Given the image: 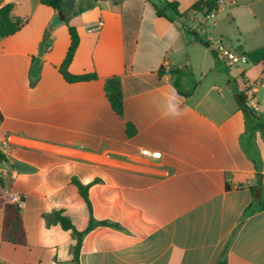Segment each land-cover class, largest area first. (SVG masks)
Instances as JSON below:
<instances>
[{
    "label": "crops",
    "instance_id": "obj_1",
    "mask_svg": "<svg viewBox=\"0 0 264 264\" xmlns=\"http://www.w3.org/2000/svg\"><path fill=\"white\" fill-rule=\"evenodd\" d=\"M164 1L177 2L182 14L199 0H95L71 16L79 44L68 71L96 79L67 83L58 72L70 43L66 25L49 31L50 47L39 56L55 13L40 0H7L24 23L0 38L1 264H74L71 232L45 218L59 212L77 231L87 227L72 177L97 181L88 190L92 218L117 225L93 226L77 264H216L223 250L225 264H264V208L243 217L252 202H264V141L258 132L251 140L256 168L240 145L245 120L235 98L243 80L260 79L264 60L231 70L201 44L222 41L245 54L264 47V0H219L215 14L174 22L155 14L153 4ZM33 57L40 62L31 84ZM174 69L197 82L189 97L173 87ZM111 77L120 81L122 117L105 96ZM253 101L264 113V88ZM11 193L24 200L25 246L1 240Z\"/></svg>",
    "mask_w": 264,
    "mask_h": 264
},
{
    "label": "trees",
    "instance_id": "obj_2",
    "mask_svg": "<svg viewBox=\"0 0 264 264\" xmlns=\"http://www.w3.org/2000/svg\"><path fill=\"white\" fill-rule=\"evenodd\" d=\"M63 0H40V3L43 6L50 8L62 21L64 25L67 27L68 35L70 38L69 47L66 51L65 57L58 68V72L62 76V78L67 83H75L80 81H89L96 79L95 74H80L73 75L68 71V67L73 59L74 53L79 44V37L75 27L69 24V20L71 16L77 15L85 10H88L93 7L95 4V0L89 1L85 6H79L76 9H67L62 6ZM14 6L12 4H7L4 8L0 10V38H4L16 33L20 27L23 25L24 21L19 19H13L12 12ZM153 8L155 10V14L157 17H162L167 19L170 22H174L178 18H183L188 15V13H198L202 16L206 17L211 14H215L219 9V0H199L195 2L190 9L185 13L178 12V3L177 2H169L164 1L162 5L153 4ZM201 44L208 47L207 43L204 40L201 41ZM50 47V40L44 39L41 42L39 48V56L42 55L48 48ZM213 53V52H212ZM215 56V54L213 53ZM249 60L253 64H257L260 61L264 60V47L256 49L246 54ZM39 57L32 58V66L29 71V77L31 80V84L35 83L39 75ZM160 74H164V69L160 70ZM170 74L173 76L172 85L176 89L177 93L183 97H189L197 86V82H195L191 78V73L189 71H182L179 69L170 70ZM186 79L187 88H185L183 81ZM104 92L105 96L109 102V105L112 111L118 116H123V96L121 91L120 81L117 77H111L105 80L104 82ZM242 98V100L246 103V97L242 92H238ZM239 108L241 109L244 120H245V131L243 135L240 137V145L243 152L247 155V157L254 163L255 167L258 168L259 165V156L256 148L252 143V137L255 133H259L261 139L264 141V113L258 112L253 108H245L241 103L237 101ZM125 130L128 137H132L136 129L131 123L125 124ZM0 160H4V157L0 154ZM261 174L258 175V182L255 186L249 187L251 194L254 196L255 190L260 187L262 188L261 182ZM97 183V181L82 184L76 177H72L71 184L74 185L81 198L85 201L88 211H89V220L88 225L83 231H77L70 220L61 215L59 212H54L52 214L46 215L45 218L48 224H58L63 230L70 231L75 244L72 248V262L77 264L78 262V254L81 247V241L83 236L92 229L95 225H111L117 226L116 224H110L106 221L95 222L91 215V206L88 199V190L89 187ZM225 189L228 190V183L225 184ZM264 208V202L257 201L252 202L244 211L243 217L247 216L251 213H254L260 209ZM1 240L3 242L9 243L11 245L16 246H25L26 236L25 229L23 225V220L21 217L20 208L11 203H6L3 207V219L1 226ZM1 264V263H0ZM216 264H225V250L222 251L220 257Z\"/></svg>",
    "mask_w": 264,
    "mask_h": 264
},
{
    "label": "built area",
    "instance_id": "obj_3",
    "mask_svg": "<svg viewBox=\"0 0 264 264\" xmlns=\"http://www.w3.org/2000/svg\"><path fill=\"white\" fill-rule=\"evenodd\" d=\"M8 4L7 0H0V10ZM101 22H97L95 25L90 26V30L98 29ZM207 46L212 49L213 53L217 58L222 60L227 67H240L249 62L247 55L243 52H238L236 50L229 49L222 41L210 40L207 42ZM264 88V72L261 77L256 82H249L248 80H243L241 82V91L246 97V103L249 107L256 110L253 95L257 92L258 88ZM257 111V110H256ZM140 154L146 157L159 158V152H152L148 149L140 150ZM7 174L6 167L0 162V179L4 178ZM9 203L16 205L18 208L24 207L23 198L17 193H11L8 198Z\"/></svg>",
    "mask_w": 264,
    "mask_h": 264
},
{
    "label": "water",
    "instance_id": "obj_4",
    "mask_svg": "<svg viewBox=\"0 0 264 264\" xmlns=\"http://www.w3.org/2000/svg\"><path fill=\"white\" fill-rule=\"evenodd\" d=\"M75 0H63L62 1V6L67 8V9H71L74 5ZM62 24L61 19L55 14L51 20V22L49 23L48 29L45 31L44 33V39L48 38L49 35V31L54 29L55 27H57L58 25ZM235 98L238 100L239 103H241L245 108H249L248 104L245 103L240 94H236ZM259 191H257L258 193Z\"/></svg>",
    "mask_w": 264,
    "mask_h": 264
},
{
    "label": "rangeland",
    "instance_id": "obj_5",
    "mask_svg": "<svg viewBox=\"0 0 264 264\" xmlns=\"http://www.w3.org/2000/svg\"><path fill=\"white\" fill-rule=\"evenodd\" d=\"M229 69H231V70H235V68L234 67H229ZM227 80H230L229 78H227Z\"/></svg>",
    "mask_w": 264,
    "mask_h": 264
}]
</instances>
